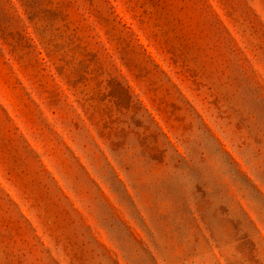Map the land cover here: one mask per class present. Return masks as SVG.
Returning a JSON list of instances; mask_svg holds the SVG:
<instances>
[{
    "label": "rangeland",
    "instance_id": "obj_1",
    "mask_svg": "<svg viewBox=\"0 0 264 264\" xmlns=\"http://www.w3.org/2000/svg\"><path fill=\"white\" fill-rule=\"evenodd\" d=\"M0 264H264V0H0Z\"/></svg>",
    "mask_w": 264,
    "mask_h": 264
}]
</instances>
